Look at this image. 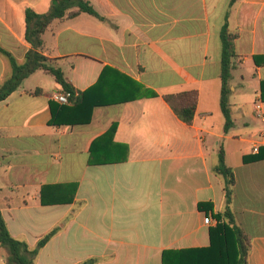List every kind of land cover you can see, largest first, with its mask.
<instances>
[{
	"label": "crops",
	"instance_id": "crops-1",
	"mask_svg": "<svg viewBox=\"0 0 264 264\" xmlns=\"http://www.w3.org/2000/svg\"><path fill=\"white\" fill-rule=\"evenodd\" d=\"M87 1L102 19L56 20L42 52L79 93L106 72L89 100L135 98L95 107L88 124L50 125L51 97L62 91L38 70L0 101V212L12 237L35 249L57 229L35 264H163L164 252L172 264H207L211 254L199 250L227 206L214 170L223 148L236 179L229 206L251 242L248 264H264V158L251 159L264 147V0ZM50 6L0 0V45L19 64L31 48L25 10ZM226 23L236 52L228 132L220 107ZM11 74L0 54V87ZM186 91L198 93L192 124L164 98ZM113 125V140L94 147L109 161L89 164L93 142ZM117 144L128 147L126 160H116ZM186 250L197 251L179 253ZM8 255L0 246V264Z\"/></svg>",
	"mask_w": 264,
	"mask_h": 264
},
{
	"label": "trees",
	"instance_id": "trees-1",
	"mask_svg": "<svg viewBox=\"0 0 264 264\" xmlns=\"http://www.w3.org/2000/svg\"><path fill=\"white\" fill-rule=\"evenodd\" d=\"M237 0H232L235 3ZM75 9V10H74ZM81 13H87L96 18L102 19L93 6L87 0H51V6L47 13L40 14L31 8L25 10V40L31 46L25 55V62L19 64L15 57L0 45V54L8 58L11 67V76L0 87V101L5 100L12 92H14L22 82L31 74L38 70L54 77L61 93L69 94L70 105L57 104L51 102L52 119L50 125H78L88 124L91 121L93 109L113 102H125L135 97H126L121 100L102 101L98 99L89 100L91 93L100 88L105 78L103 72L98 86L88 89L84 92H77L71 82L66 78L64 71L52 64L51 59L46 57L42 50L44 47L42 36L48 28L56 21L63 19H71ZM235 35L228 31L227 23L221 31L222 40V56H221V95L220 107L225 118V132L233 126L230 109V82L232 79V71L235 68L236 52L234 48ZM166 102L172 107L176 115L186 124H192L197 107L198 93L197 91H186L178 94H168L165 97ZM116 125L105 135L94 141L91 146V156L89 164H105L109 159L97 158L95 156L94 147L98 141L113 140ZM122 149V156L116 160H126L128 157V147L117 144ZM264 158V147H260L258 154L251 157L254 160ZM247 160V159H246ZM215 172L225 179V196L226 208L222 213L214 215L217 221L214 227L210 228V246L199 251L210 253V257L206 258L207 264H248V256L251 251V242L249 236L244 229L236 224L234 213L230 209V202L233 187L236 183L235 174L232 168L228 167L225 162V152L223 148L219 151V163L215 167ZM208 206L207 211H212L211 204H199L200 208ZM57 229L52 230L43 237L37 244L35 249H30L27 243L19 241L12 237L6 222L0 212V246L7 248L9 264H35L40 249L56 234ZM197 250L180 251L179 253L196 252ZM169 252L163 253V264H172L168 260ZM183 260V259H181ZM181 262H185L184 260ZM180 261L178 264H183ZM92 261H86L83 264H91Z\"/></svg>",
	"mask_w": 264,
	"mask_h": 264
},
{
	"label": "built area",
	"instance_id": "built-area-1",
	"mask_svg": "<svg viewBox=\"0 0 264 264\" xmlns=\"http://www.w3.org/2000/svg\"><path fill=\"white\" fill-rule=\"evenodd\" d=\"M70 95L69 94H64V93H60V92H55L52 95V100L59 103V104H70V99H69ZM259 108V107H258ZM213 222V219L208 216L205 218V223L206 224H211Z\"/></svg>",
	"mask_w": 264,
	"mask_h": 264
}]
</instances>
